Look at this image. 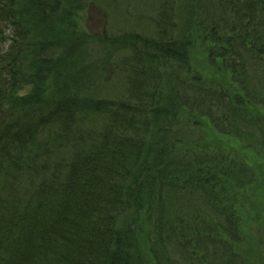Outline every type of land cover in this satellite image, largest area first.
I'll list each match as a JSON object with an SVG mask.
<instances>
[{
  "label": "trees",
  "instance_id": "trees-1",
  "mask_svg": "<svg viewBox=\"0 0 264 264\" xmlns=\"http://www.w3.org/2000/svg\"><path fill=\"white\" fill-rule=\"evenodd\" d=\"M91 1L111 10L86 44L72 18ZM205 28L235 100L263 105L264 0H0V264H242L232 192L252 172L180 131L193 119L264 149V121L191 89L186 47ZM209 98L231 119L195 107Z\"/></svg>",
  "mask_w": 264,
  "mask_h": 264
},
{
  "label": "rangeland",
  "instance_id": "rangeland-1",
  "mask_svg": "<svg viewBox=\"0 0 264 264\" xmlns=\"http://www.w3.org/2000/svg\"><path fill=\"white\" fill-rule=\"evenodd\" d=\"M110 10L111 8L106 10L107 13H110ZM101 13L105 14V11L91 1L88 2V6L84 10L72 18L79 35L84 38L86 44L92 43L91 38L93 41L104 38L108 27L101 23ZM127 16L133 17L127 14L124 19ZM112 23L115 24V22ZM125 31L127 30L125 29ZM116 32L120 34L124 31L117 29ZM200 34H205V32L200 31ZM94 48L98 52L97 47ZM109 60L116 61L115 55L110 54ZM117 61L120 62L121 59L117 58ZM187 66L186 69L184 68L185 75L191 71L201 76L203 78L201 80L208 90L212 88V85L219 87L227 92V96L232 101L235 100V97L240 96L237 93L238 88L229 82L228 74L221 65L209 60L207 46L202 41L193 39V44L189 48ZM182 73L183 70H181ZM49 80L47 84H49ZM247 114L252 118L264 121V105L248 107ZM189 125L188 128H192L198 133L201 144L210 146V149L221 153L225 162H231L237 157L240 163L252 171L250 184L242 190L236 189L232 192V197L237 198L239 202L237 211L242 237V241L235 245V250L240 255L242 264H264V149L258 148L254 142L250 143L224 134L210 125H193V119H190ZM185 149L189 148L184 145L177 148L181 153ZM142 223L144 227L138 234L139 239L136 242L135 251L137 253L142 249L141 254L145 255L148 253V243L144 234H149L150 229L144 222ZM146 261L147 264H154L151 258Z\"/></svg>",
  "mask_w": 264,
  "mask_h": 264
},
{
  "label": "bare ground",
  "instance_id": "bare-ground-1",
  "mask_svg": "<svg viewBox=\"0 0 264 264\" xmlns=\"http://www.w3.org/2000/svg\"><path fill=\"white\" fill-rule=\"evenodd\" d=\"M104 11H105V14L101 13V23L103 25L107 24V22H108V14H109V13L107 14L106 10H104ZM208 29L209 28H205L204 31L202 30L203 32H205V34H200V30L199 29H194L193 34H194L195 38H191V40L189 41V44H187L186 48L189 49L191 47V45L193 44V39L194 40L197 39L198 41H202L207 46L209 60L215 62L216 64L218 62L221 65V67L225 71H227L228 65L226 64L225 59L224 58L222 59L221 55H219L217 52L212 51V48L209 45L212 39H208L207 38V35H211V33H210V31ZM222 49H224L223 46H221L219 50H222ZM188 62H189V54H188L187 64H188ZM177 63H178V65H181L184 62L180 61L179 59H177ZM186 67H188V66L186 65ZM164 80L166 81L165 78H164ZM192 85L193 86H191V89H193V90L200 91V92H202V91L205 92L206 91L205 89H203V87H205L203 80H199L198 82H194V83H192ZM126 86H127V83H126V85L123 86L124 90H126ZM237 86H238V84H237ZM219 91H220V94H222L224 96H227V92L226 91H223L220 88H219ZM191 93H192V95L194 94L193 92H191ZM186 94H187L188 98H190V96L188 95L187 92H186ZM159 96H162V97L164 96L167 99H169L168 101H166V105H167V108L169 109V111H171L172 109L176 108L178 105L181 104V102L182 103L184 102V96L179 94L178 91L175 88L167 90V91H164V92H161V93H159ZM241 101H242V103H241ZM233 103L234 104H233L232 108H235L234 111H237L238 113H240L242 115H245L247 113V108L248 107L254 106V104L252 105L248 100L242 99V97H240L237 100H234ZM263 103H264V99H263ZM160 105H162V103L157 101L156 108L154 110L155 112H156V109L158 107H160ZM220 106L223 107V104L221 103V105H220L218 98H209L207 100L201 101V103H199V105H195V107L197 109H199V110L211 107L213 109L214 116H216V118H217V121H219L221 119L224 120V118L225 119H231V117L233 116V113L230 110H225L224 111L223 109H221ZM153 131L155 133H157V134L161 133L156 128H153ZM180 135L184 136V137L185 136L187 137V135H189L191 137L190 140L191 141H195V143L193 145H196L197 147H201V148H203V150L208 148V146H205L204 144H201V140L199 138V135L194 129L193 130H181L180 131ZM184 139H186L184 141H187V138H184ZM183 145H185V144H183ZM232 161L239 162L237 157H235V159H233ZM163 163H164V161H163ZM138 239H139V236L137 234L136 237H135L136 242H137Z\"/></svg>",
  "mask_w": 264,
  "mask_h": 264
}]
</instances>
